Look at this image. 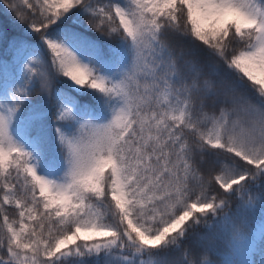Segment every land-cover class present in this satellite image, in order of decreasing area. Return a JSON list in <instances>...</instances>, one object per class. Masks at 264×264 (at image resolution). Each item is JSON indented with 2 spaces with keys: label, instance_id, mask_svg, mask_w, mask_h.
Masks as SVG:
<instances>
[{
  "label": "snow or ice",
  "instance_id": "6c2138e0",
  "mask_svg": "<svg viewBox=\"0 0 264 264\" xmlns=\"http://www.w3.org/2000/svg\"><path fill=\"white\" fill-rule=\"evenodd\" d=\"M0 264H264V0H0Z\"/></svg>",
  "mask_w": 264,
  "mask_h": 264
}]
</instances>
